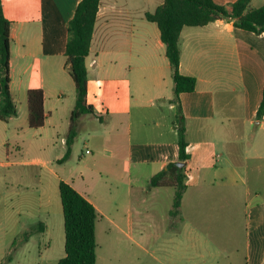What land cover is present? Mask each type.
I'll list each match as a JSON object with an SVG mask.
<instances>
[{
    "label": "crops",
    "instance_id": "crops-1",
    "mask_svg": "<svg viewBox=\"0 0 264 264\" xmlns=\"http://www.w3.org/2000/svg\"><path fill=\"white\" fill-rule=\"evenodd\" d=\"M81 1L2 0L11 21L10 85L18 112L0 119V263L10 254L7 264H58L66 255L56 198L65 180L96 206L97 242L102 220L112 222L117 240L133 238L135 221L146 212L159 228L148 234L152 245L173 233V248L152 249L156 259L160 250L166 259L177 253L180 264H264V115L258 117L264 32L227 19L185 26L180 70L195 76L197 86L175 101L166 44L146 17L163 0H101L86 59L92 110L76 120L65 158L77 102L66 48ZM256 1L253 7L264 4ZM31 88L45 93L39 128L29 124ZM181 118L189 158L181 205L172 214L176 187L153 186L151 179L179 161ZM50 185L53 196L43 189ZM38 223L44 230L13 248ZM57 235L62 255L54 249Z\"/></svg>",
    "mask_w": 264,
    "mask_h": 264
},
{
    "label": "trees",
    "instance_id": "trees-1",
    "mask_svg": "<svg viewBox=\"0 0 264 264\" xmlns=\"http://www.w3.org/2000/svg\"><path fill=\"white\" fill-rule=\"evenodd\" d=\"M101 0H82L69 24V38L66 48V66L76 84L77 102L72 114L71 127L67 140L68 149L65 158L72 151V143L77 135L76 120L92 109L87 101L88 67L87 56L95 30L97 13ZM252 0H236L230 5L218 4L214 0H163L154 12H147L148 20L156 22L161 30V37L166 44V53L171 63L174 80L175 101H179L182 92L194 91L197 78L183 74L181 66V32L185 26H204L217 19L234 21L237 27L264 32V4L252 6ZM10 41L11 21L5 16L3 2L0 0V119L8 120L17 114V104L11 91L10 75ZM29 124L39 128L45 124V93L42 88H31L28 91ZM264 115V95L258 117ZM179 161L189 158L187 153L186 126L181 118L178 124ZM185 166L170 162L166 169L155 174L153 186H175L176 194L172 214L179 211L185 190ZM60 194L65 220L66 255L58 264H97L98 242L96 224L99 216L96 206L78 191L71 183L61 180ZM43 223H38L23 235L22 242L28 240L31 232L43 231ZM18 240L13 243V248ZM12 259L9 254L0 264H7Z\"/></svg>",
    "mask_w": 264,
    "mask_h": 264
},
{
    "label": "rangeland",
    "instance_id": "rangeland-1",
    "mask_svg": "<svg viewBox=\"0 0 264 264\" xmlns=\"http://www.w3.org/2000/svg\"><path fill=\"white\" fill-rule=\"evenodd\" d=\"M263 0H257L255 4H260ZM171 115H174L173 111ZM55 158V157H54ZM57 163V162H56ZM43 175L48 177L49 173L43 172ZM53 196L54 188L52 185L44 187ZM115 189H113L114 191ZM171 191V189H170ZM56 198L59 199V204L61 205V199L59 194V188L56 191ZM156 221V220H155ZM154 221V222H155ZM152 221L147 216L146 212L143 213L141 218L135 221L134 229L132 230L133 238L122 237L121 240L116 239V231L112 222L109 220H102L99 224L98 229V260L97 264H180L178 262L177 253L166 254L162 251H157V255L160 259H156L152 255V249L156 246L161 247L163 243H168L170 248H173L171 242L172 232H166L161 236L157 242V245H152V240L149 238V232H154L157 227H151ZM176 226V225H175ZM175 227H171V231ZM160 231V230H159ZM156 239V238H155ZM17 247L22 243V238L18 237ZM32 242L30 244V249H35L36 244ZM54 249L56 254H63V245L61 243V238L57 235L54 240ZM153 243H156V241ZM23 251H19V255H22ZM60 256V255H58Z\"/></svg>",
    "mask_w": 264,
    "mask_h": 264
},
{
    "label": "water",
    "instance_id": "water-1",
    "mask_svg": "<svg viewBox=\"0 0 264 264\" xmlns=\"http://www.w3.org/2000/svg\"><path fill=\"white\" fill-rule=\"evenodd\" d=\"M178 164H179L180 166L184 167L186 163H185L184 161H178Z\"/></svg>",
    "mask_w": 264,
    "mask_h": 264
}]
</instances>
